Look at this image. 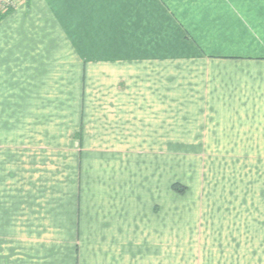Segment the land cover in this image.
Listing matches in <instances>:
<instances>
[{
    "label": "crops",
    "instance_id": "obj_1",
    "mask_svg": "<svg viewBox=\"0 0 264 264\" xmlns=\"http://www.w3.org/2000/svg\"><path fill=\"white\" fill-rule=\"evenodd\" d=\"M0 264H264V0L3 18Z\"/></svg>",
    "mask_w": 264,
    "mask_h": 264
},
{
    "label": "trees",
    "instance_id": "obj_2",
    "mask_svg": "<svg viewBox=\"0 0 264 264\" xmlns=\"http://www.w3.org/2000/svg\"><path fill=\"white\" fill-rule=\"evenodd\" d=\"M28 1V0H27ZM15 9L12 7H2L0 8V21L5 18L8 14L13 12ZM173 189L176 190L177 192L181 193L183 190L178 188L176 185H173Z\"/></svg>",
    "mask_w": 264,
    "mask_h": 264
},
{
    "label": "built area",
    "instance_id": "obj_3",
    "mask_svg": "<svg viewBox=\"0 0 264 264\" xmlns=\"http://www.w3.org/2000/svg\"><path fill=\"white\" fill-rule=\"evenodd\" d=\"M2 7H15L13 0H0V8Z\"/></svg>",
    "mask_w": 264,
    "mask_h": 264
},
{
    "label": "rangeland",
    "instance_id": "obj_4",
    "mask_svg": "<svg viewBox=\"0 0 264 264\" xmlns=\"http://www.w3.org/2000/svg\"><path fill=\"white\" fill-rule=\"evenodd\" d=\"M13 2L15 3V7H12L14 8L15 10L18 8V6L21 4V3H29V0H13Z\"/></svg>",
    "mask_w": 264,
    "mask_h": 264
}]
</instances>
